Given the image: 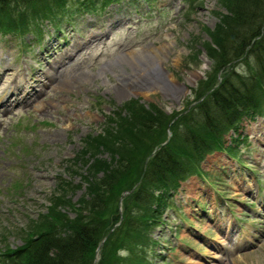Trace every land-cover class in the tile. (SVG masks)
I'll list each match as a JSON object with an SVG mask.
<instances>
[{
    "label": "rangeland",
    "instance_id": "obj_1",
    "mask_svg": "<svg viewBox=\"0 0 264 264\" xmlns=\"http://www.w3.org/2000/svg\"><path fill=\"white\" fill-rule=\"evenodd\" d=\"M183 2L135 0L122 10L113 8L102 17L85 20L80 29L65 24L61 27L64 32L44 23L40 40L34 33L22 38L0 35V93L15 77H7L6 70L23 69L26 64L31 69L43 68L71 56L66 61L69 68L61 74L63 87L56 91L54 81L41 107L0 109V252L21 246L32 232L47 228L50 221L45 215L55 204L57 210L65 211L79 201H88L94 196L92 190L87 193L88 182L94 185L109 174L107 188L97 195L103 199L105 193L106 210L95 219L99 231L107 235L99 243L103 247L94 253V264H99L104 248L105 262L112 264L117 247L141 241L143 229L153 234L149 237L153 246L145 256L152 264H264V217L260 215L264 214V115L245 120L240 130L248 143L237 151L248 169L222 152L215 153L203 164L207 180L191 177L182 184L174 200L177 210L162 218L166 225L156 230L149 224L139 229L129 225L134 215L149 214L144 199L134 196L137 190L145 193L149 187L144 172L147 168L149 172L153 158L162 150L179 154L191 133L196 135L193 138H204L205 131L212 129L205 120L220 113L215 108L217 112H212L209 98L199 104L202 97L219 83L229 87L237 82L243 88L245 82L254 81V72L263 73L264 41L260 37L239 61L228 64L220 56L224 53L222 40L231 31L225 18L232 14L229 7L234 1L201 0L190 14ZM250 12L254 27L259 26L264 37V9L254 7ZM115 19L122 25L109 27ZM255 41L259 43L252 47ZM149 47H164L153 61L163 66L162 72L174 76L166 93L144 94V87L159 73L144 78L131 64L120 62L128 53ZM31 76L28 70L26 77L36 87ZM129 87L133 91L128 94ZM260 103L263 111V100ZM96 161L112 166L113 174L95 168ZM120 162L132 164L127 167ZM141 181L144 189L137 186ZM246 183L253 186L247 190ZM217 191L225 199L232 197L234 203L232 211H224L218 220L214 211ZM70 216L74 218L75 212ZM242 217L257 234L251 239L256 246L244 250L230 244L234 237L228 233ZM110 219L117 223L108 230ZM154 239L158 240L155 245ZM221 241L226 246H218ZM139 262L140 258L136 264Z\"/></svg>",
    "mask_w": 264,
    "mask_h": 264
},
{
    "label": "trees",
    "instance_id": "obj_2",
    "mask_svg": "<svg viewBox=\"0 0 264 264\" xmlns=\"http://www.w3.org/2000/svg\"><path fill=\"white\" fill-rule=\"evenodd\" d=\"M37 1L38 0H0V29L7 32L21 31V29L29 27L30 22L28 24V16L30 15L33 6L37 4ZM230 1H234L229 7L232 9V14L225 18V22L226 25L227 22L229 23L228 27L231 28V31L229 30L230 33L228 37H225L222 40L224 44V53L220 54V56L223 57V60H228V64L234 62L236 59L239 60L244 58L245 55L249 53L246 52V50L250 47V44L254 39L256 40L260 37L264 41V37H262L261 32L259 31V26L254 27L251 19L252 13L250 12L251 9L253 11L254 7L259 10H261V8L264 9V0ZM54 2V0L51 1V3ZM256 25L258 24L256 23ZM257 41L254 42L252 47H257V44L259 43ZM260 45L263 48V45ZM219 48V50H221L220 45ZM262 66L263 73H253V80L256 85L245 82L244 84L246 86L241 88L240 85L236 86L239 83L235 82L228 87L226 86V82H223L216 90L208 95L207 98H209L210 102L213 104L212 112L219 111L220 113L216 118L210 116L209 122H217L219 118L218 125L213 123L212 129L208 128V130L205 131L204 138L198 136V138L206 139L202 143H200L197 138H193V136H196L195 133H189V141H184V149L182 152L174 154L171 151L165 152L162 150L160 155H156L150 162L151 165H149V172L148 168L144 172V178H148L145 182L149 185V188H151L153 183L159 182L167 188V183L164 180V177L168 175L175 179L177 176H180L183 170L182 159L191 158L193 154H196L195 150L209 152L214 148L216 149L221 146V137L223 133L230 130L231 127L235 125L237 126L240 119L247 111H249L250 106L254 105L253 88L258 90L259 87L264 90V63ZM243 110L245 111L243 112ZM143 127L147 128L148 126L147 124H143ZM108 144L109 143L106 145L108 146ZM192 144L195 146V149ZM168 147L169 145L167 148ZM114 151L116 152L115 149ZM121 164L122 163L120 162L119 165ZM131 164V162H127V165L124 163L121 166L128 167ZM94 167L102 169L107 173L113 174L114 171V169H111L113 168L112 166L102 161H96ZM111 178L112 177L107 174V176L103 177L94 185L87 181L89 185L86 189L87 193H90L92 190L94 191L95 197L91 196L88 201L82 200L75 205H70L69 207H71L72 210H57L58 204L51 201V206H54L55 204V208L47 209L48 212L45 215L46 221H50L49 225L47 228L41 229L39 232L35 230V232L30 234L31 237L25 240V246L13 254L14 259L16 257V262L18 264H94V253L96 248L99 246L103 236L107 235L106 233L105 235L99 231L100 223L95 219V217L101 218L106 210L105 193L102 195L103 199H99V196L97 195L99 191L102 192L104 186L107 188V185L105 184L106 180ZM145 187L146 186H142V189ZM137 191L138 192L134 197L139 201H143L142 199H144L145 205L149 206L146 211L151 212L153 214L151 218L155 219L159 214V211L153 208L154 204L157 205V200L149 193H143L140 190ZM145 195L149 199L144 197ZM74 212L75 217L72 218L70 214ZM141 219L134 215V219L132 217V221L129 220V225L132 224L133 226L134 224L135 229L136 226H138L139 229V226L143 227V225L148 222V216H142ZM116 220H109L107 223L108 230L117 223ZM122 247L123 245L117 247L116 258L112 264H121L124 261V259L117 255L118 250ZM105 253L106 250L104 248L101 253L99 264H106L104 259ZM133 260L136 261V258Z\"/></svg>",
    "mask_w": 264,
    "mask_h": 264
},
{
    "label": "bare ground",
    "instance_id": "obj_3",
    "mask_svg": "<svg viewBox=\"0 0 264 264\" xmlns=\"http://www.w3.org/2000/svg\"><path fill=\"white\" fill-rule=\"evenodd\" d=\"M164 47H158V48H153V47H149L148 50H137V51H132L130 53H128L124 58H120V62L121 63H125L127 62V64H131L135 70L138 71V73L142 76L147 77V76H152V73H159L154 74V76L152 77L153 82L149 85H146V87H144L143 89V93L146 95H150L151 93H155L157 90H162L163 93H166L165 90L169 89L170 86L167 84H170L171 81L174 83L175 79L173 74L170 73H166V72H162L163 70V66L160 65L159 63H155L153 61L154 57L153 56H158L161 54V52H163ZM119 62V63H120ZM155 69H159V70H155ZM37 74H45V71L39 69L37 70ZM6 76H12L11 73L7 72ZM21 77L20 73H18L15 78H14V82L12 84V88L10 89L11 92L13 93H17L20 92L22 93L23 88H26L27 82L22 81V87L19 89L18 87V81L17 79ZM65 84V83H64ZM61 87H63L62 83H59L58 89L61 90ZM128 94L132 93L131 91H133L132 88H128ZM5 94H2V98H4ZM2 98H0V102L2 101ZM17 100V99H16ZM10 104L9 98L6 96V98L4 99V101L2 102L1 105H8Z\"/></svg>",
    "mask_w": 264,
    "mask_h": 264
}]
</instances>
